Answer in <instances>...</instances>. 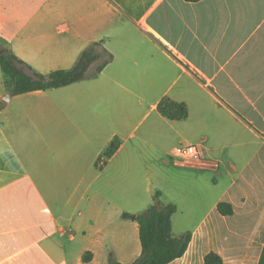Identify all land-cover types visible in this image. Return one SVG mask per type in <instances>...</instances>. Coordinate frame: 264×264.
<instances>
[{
    "label": "crops",
    "instance_id": "crops-1",
    "mask_svg": "<svg viewBox=\"0 0 264 264\" xmlns=\"http://www.w3.org/2000/svg\"><path fill=\"white\" fill-rule=\"evenodd\" d=\"M101 40L114 59L95 78L6 87L0 264H109L111 253L132 263L140 228L123 213L145 210L147 187L177 205L173 235L192 233L169 264H205L210 251L264 264V0H0V43L42 74ZM165 96L186 102L188 118L162 115ZM115 138L103 172L121 198L94 196L83 215L79 173ZM181 143L199 144L200 159L174 155Z\"/></svg>",
    "mask_w": 264,
    "mask_h": 264
},
{
    "label": "trees",
    "instance_id": "trees-1",
    "mask_svg": "<svg viewBox=\"0 0 264 264\" xmlns=\"http://www.w3.org/2000/svg\"><path fill=\"white\" fill-rule=\"evenodd\" d=\"M186 1L197 2L200 0ZM0 52V66L5 75V85L13 95L60 88L81 80L95 78L114 59V55L105 46L104 41H96L81 52L76 63L70 69H59L45 75L35 70L1 43ZM158 109L162 115L172 120H184L189 116V107L186 102L176 101L168 96L159 101ZM120 145L121 140L115 138L99 157L97 164L107 163ZM160 195V191L155 192L154 198L157 202L143 212L123 213L125 218H134L140 228L142 251L129 264H169L182 257L188 249L192 233L189 231L181 236L173 235L172 218L177 211V205L158 201ZM217 210L221 215H231L234 212L233 205L227 201H220L217 204ZM109 264L127 263L120 262L111 253ZM205 264H225V262L219 253L210 251L205 255Z\"/></svg>",
    "mask_w": 264,
    "mask_h": 264
},
{
    "label": "rangeland",
    "instance_id": "rangeland-1",
    "mask_svg": "<svg viewBox=\"0 0 264 264\" xmlns=\"http://www.w3.org/2000/svg\"><path fill=\"white\" fill-rule=\"evenodd\" d=\"M8 95L9 92L6 91V86H5V75L0 66V106L10 104L8 102ZM97 162H98V157H97ZM103 165L104 164L100 162L98 164L93 165V167H89L88 170H82L79 173L80 178H83L85 186L78 192L75 198L76 200L81 201L77 211H81L83 215L88 212L89 204L94 196L102 195L107 199H114V200L117 199L119 200L121 198L122 190L117 188H113V189L106 188L105 186L106 173L103 172V168H104ZM147 186L148 184L146 185V187ZM145 191H146V200H147V204L145 208L146 210L150 205L155 204L157 200H155L154 198L155 190L153 194L151 193L150 188L148 187L146 188ZM124 207H128V206L124 205Z\"/></svg>",
    "mask_w": 264,
    "mask_h": 264
},
{
    "label": "built area",
    "instance_id": "built-area-1",
    "mask_svg": "<svg viewBox=\"0 0 264 264\" xmlns=\"http://www.w3.org/2000/svg\"><path fill=\"white\" fill-rule=\"evenodd\" d=\"M174 155L185 159H200L202 147L194 143H181L174 149ZM103 164V162H101Z\"/></svg>",
    "mask_w": 264,
    "mask_h": 264
},
{
    "label": "water",
    "instance_id": "water-1",
    "mask_svg": "<svg viewBox=\"0 0 264 264\" xmlns=\"http://www.w3.org/2000/svg\"><path fill=\"white\" fill-rule=\"evenodd\" d=\"M1 53V52H0Z\"/></svg>",
    "mask_w": 264,
    "mask_h": 264
}]
</instances>
